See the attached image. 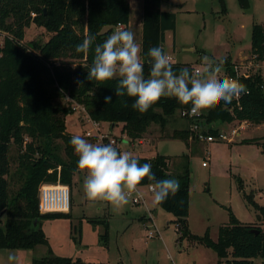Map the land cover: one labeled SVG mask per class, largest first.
<instances>
[{"label": "trees", "instance_id": "trees-1", "mask_svg": "<svg viewBox=\"0 0 264 264\" xmlns=\"http://www.w3.org/2000/svg\"><path fill=\"white\" fill-rule=\"evenodd\" d=\"M241 1L247 6L245 0ZM161 3L162 0H143L141 56L146 75L151 67L148 49L160 46L166 52V32L176 31V13L163 11ZM130 11L129 0H0V35L5 34L0 46V249L49 246L42 221L71 218L70 212L43 214L38 209L39 187L43 182H60L71 188L76 173L83 170L78 168V155L68 143L73 134L67 130L66 116L75 111L73 104L62 105L57 103L58 98L68 97L71 103L82 105L93 121L121 124L131 143L142 139L152 123L164 128L167 117L192 108L191 101L181 104L175 97L162 96L140 113L131 106L134 98L116 96V78L107 81L86 78L95 45L120 23L127 26ZM33 23L50 34L49 40H25L26 30ZM88 34L95 36L93 44L86 54L77 52L76 45ZM250 38L251 54L264 59V24H254ZM185 66L189 67L173 63L177 71ZM225 66L229 75L234 74L229 60ZM239 81L248 90L240 96L239 105L234 98L228 104L222 100L209 101L201 121L264 123V80L256 76ZM105 95H111L112 101L106 103ZM205 133L220 135L214 127ZM172 136L188 143L190 130H175ZM256 142L264 153V142ZM13 146L17 155L12 159ZM115 147L122 151L118 145ZM134 157L140 163L149 162L156 178L169 172L168 157L164 155ZM12 163L16 164L15 169ZM12 183L18 185L14 193L10 189ZM151 184L145 177L137 186ZM244 197L264 226V205L256 203L252 195L244 193ZM157 204L174 215L179 238L188 237L213 249L217 264H258L254 261L258 257L263 259L260 264H264L263 227L241 222L230 209L229 222L220 227L216 241L208 231L203 236L191 233L188 172L181 174L179 186ZM35 262L73 264L74 260L56 256L50 248L48 256ZM75 264L83 263L77 259Z\"/></svg>", "mask_w": 264, "mask_h": 264}, {"label": "rangeland", "instance_id": "rangeland-1", "mask_svg": "<svg viewBox=\"0 0 264 264\" xmlns=\"http://www.w3.org/2000/svg\"><path fill=\"white\" fill-rule=\"evenodd\" d=\"M245 1L247 6L241 0H162L163 11H173L177 16L176 31H167L164 43L173 63L200 69L208 60L213 63L219 60V70L229 77L225 66L229 60L233 64L232 75L236 74V68L241 74L248 65L251 66L249 79L261 76L264 80V63L255 59L249 64L252 27L264 24V0ZM131 2V28L135 32L141 19L143 0ZM142 32H135L137 41ZM4 35L0 36V46L4 44ZM49 38L50 34L34 23L26 30L27 42H46ZM57 103L73 104L75 111L66 116L67 130L71 134L82 135L93 143L100 141L95 136L87 137V131L98 137L99 134H109V138L116 139L122 151H128L132 156L164 155L168 157L169 171H177L180 175L188 172V222L192 234L203 236L208 231L216 241L220 227L229 222V209L235 216L238 213L244 222L256 221L254 209L244 193L264 205V153L256 142H264V123L260 126L243 123L240 135L226 140L223 134L230 137L231 129L240 123L232 126L220 121L206 123L202 120L204 130L214 127L222 135L213 142L196 140L187 143L172 136L175 130L189 126V121L178 111L167 117L164 128L157 122L152 123L142 139L131 143L122 132L121 124L111 131L109 123L99 122V130H95L96 126L87 121L88 114L82 105L71 103L68 97L58 98ZM16 155L17 149L13 146L12 159ZM203 162L207 165L204 166ZM15 167L16 164L12 163V168ZM85 176V170L77 172L70 188L71 218L42 221L49 246L38 245L27 250L0 249V264H9V252L16 257L12 264H40L35 260L48 256L50 248L56 256L71 257L73 264L77 259L83 264H217L218 257L213 249L188 237L180 239L174 215L156 204L153 214L156 228L151 229L140 219L142 213L139 211L145 208V204H133L130 196L128 202L118 208L107 201L87 199L83 191ZM17 188L16 183L10 186L12 193ZM138 190L147 204L155 202L149 185L138 186ZM252 224L262 226L258 220ZM150 230L154 232L153 237L147 236ZM254 261L260 264L263 259L258 257Z\"/></svg>", "mask_w": 264, "mask_h": 264}, {"label": "clouds", "instance_id": "clouds-1", "mask_svg": "<svg viewBox=\"0 0 264 264\" xmlns=\"http://www.w3.org/2000/svg\"><path fill=\"white\" fill-rule=\"evenodd\" d=\"M94 40V35H86L76 45V51L86 54ZM141 49L142 44L135 39L133 31L117 27L95 45L86 78L96 81L116 78V96L134 98L131 106L140 113L146 112L162 96L175 97L181 104L191 101L195 110L209 101L231 103L234 96L246 92L242 82L219 70L221 61L208 60L194 73L187 66L177 71L173 68L172 57L160 46L147 51L151 67L146 75ZM104 100L110 102L112 96L105 95ZM68 143L78 155V168L86 171L83 191L89 200L107 201L114 207H121L128 202L138 183L147 177L152 181L154 199L159 202L181 183L179 172L169 171L165 177L156 178L149 162L140 163L138 158L112 143H93L79 134L72 135ZM7 259L12 264L15 254L9 252Z\"/></svg>", "mask_w": 264, "mask_h": 264}, {"label": "built area", "instance_id": "built-area-1", "mask_svg": "<svg viewBox=\"0 0 264 264\" xmlns=\"http://www.w3.org/2000/svg\"><path fill=\"white\" fill-rule=\"evenodd\" d=\"M117 27L123 29L124 25L120 23ZM255 59L260 60V59H258L257 55H252L251 60L249 61V64L253 63V61H255ZM261 61L264 63V59H262ZM257 65L259 66L260 63ZM235 68H236V66H235ZM250 68H251V66L246 65L245 70L243 72H241V74H239V69L236 68V70H235L236 74L230 75L229 77L237 79V80H239V78L249 79ZM197 69L198 68H195L194 72ZM245 93H248V90H246ZM241 95L233 97L234 100L237 101L238 105H239V98ZM205 105L206 104L201 105V106L204 107ZM201 106H198L195 110H193V108H190L188 110H186V109L181 110L180 115H181V117L186 118L189 121L188 129L190 130V137H189L190 141H196V140L200 141L201 140V141L213 142L215 140V138H217V137H215L212 134L205 133L206 130H204L202 128L201 118L203 116V113H202L203 110H202ZM86 119L91 125L96 126L95 130L97 128L99 130V126H100L99 122L93 121L89 117V115L86 116ZM243 123H247V121L241 122L238 127L234 126L230 131V134H231L230 137L227 134H223V138H225L226 140H232L234 138V136H239L240 135V129L244 125ZM85 135L87 137L95 136L96 140L100 141L99 143H112L114 146L118 145V144H116L115 138H109V134L106 136L99 134L100 137H98L97 134H92V132L89 130L86 132ZM221 135L222 134L220 133L219 137ZM140 143H143V142L140 141ZM203 165L206 166L207 165L206 162H203ZM149 190L151 192H153L151 185H149ZM129 196L132 197V203L133 204H140V203L145 202L143 194L141 192H139L137 189H135ZM38 209H39L40 213H43V214L44 213H53V212H60V213L70 212V210H71V190H70V187L68 185L62 184L60 182H57V183L43 182L39 187ZM148 227H150L152 229V228H156V225H154L152 223ZM147 236L153 237L154 232L152 230H150Z\"/></svg>", "mask_w": 264, "mask_h": 264}, {"label": "crops", "instance_id": "crops-1", "mask_svg": "<svg viewBox=\"0 0 264 264\" xmlns=\"http://www.w3.org/2000/svg\"><path fill=\"white\" fill-rule=\"evenodd\" d=\"M129 3H130V9H131V11H132V2H131V0H129ZM143 7V6H142ZM161 9H162V3H161ZM163 10V9H162ZM130 11V12H131ZM142 13H143V8H141L140 9V16H141V19H140V21L138 22V27L136 28V31L135 32H138V31H140L141 32V30L143 31V25H142ZM131 24H132V22H131V19H130V22H129V24L127 25V26H124V28L123 29H130L131 28ZM117 27H115V29H116ZM131 31H133L132 30V28H131ZM135 32H133L134 34H135ZM141 39V40H140ZM139 40H138V42H141L142 43V37L140 38ZM142 50V49H141ZM166 50V49H165ZM142 58V57H141ZM142 62H143V60H142ZM172 63H173V59H172ZM189 123V122H188ZM232 126H234V125H237V124H235V123H233V124H231ZM111 127V131L113 130V128H114V125H110ZM257 126H260V125H257ZM189 127V126H188ZM188 129V128H187ZM81 173V172H80ZM136 189L138 190V186L136 187ZM139 191V190H138ZM140 192V191H139ZM149 192H151L150 190H149ZM151 193H153V192H151ZM153 198H154V196H153ZM144 206H145V208L144 209H142L141 211H139V212H141L142 213V215H141V217H140V219L142 220V222H143V225L144 226H146V227H148L150 224H154V225H156V223H155V219H154V215L153 214H155V210H156V206H155V204L158 206V204H157V201H155L154 202V200L153 201H150V204L148 203H146V202H144ZM137 205V204H136ZM159 207V206H158ZM162 209V208H161ZM237 215H238V213H236ZM236 215V217H238L239 218V220L241 221V222H243V223H245V224H252V223H254V222H256L257 221V219H256V214H254L255 215V220L256 221H254V222H249V223H247V222H244V221H242L241 219H240V217L239 216H237Z\"/></svg>", "mask_w": 264, "mask_h": 264}, {"label": "water", "instance_id": "water-1", "mask_svg": "<svg viewBox=\"0 0 264 264\" xmlns=\"http://www.w3.org/2000/svg\"><path fill=\"white\" fill-rule=\"evenodd\" d=\"M256 232H258V230L255 229Z\"/></svg>", "mask_w": 264, "mask_h": 264}]
</instances>
